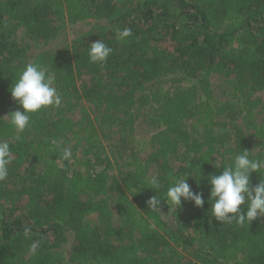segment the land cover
I'll return each mask as SVG.
<instances>
[{"label": "trees", "instance_id": "1", "mask_svg": "<svg viewBox=\"0 0 264 264\" xmlns=\"http://www.w3.org/2000/svg\"><path fill=\"white\" fill-rule=\"evenodd\" d=\"M88 20L96 23L69 47L41 51L30 60L26 46L12 37L20 26L46 44L56 21ZM123 28L132 35L117 40L115 32ZM98 39L113 49L103 65L88 57ZM27 63L55 73L62 106L33 114L23 133H14L0 118V141L10 144L12 154L0 196L13 202L5 209L0 200V264H264V217L244 225L217 221L207 181L209 174L222 171L213 166L214 155H221L220 163L244 149L264 155V120L255 116L264 107L256 96L264 90V0H0L5 115L19 107L9 89ZM213 74L224 78L225 98L215 97ZM183 78L198 85L183 87ZM161 81H170L172 91ZM81 98L92 105L94 117L67 115ZM146 115L153 151L141 158L135 131ZM197 127L200 137L194 136ZM114 132L117 156L112 157L124 158L122 168L103 143ZM54 140L71 149L69 160L53 150ZM181 146L182 163L174 169L168 159H179ZM70 160L85 169L71 168ZM150 164L163 184L155 190L161 198L170 173L183 176L201 165L199 182L193 175L188 183L203 194L202 207L182 201L177 208L161 199L157 208L171 210L178 224L170 232L173 241L147 217L155 209L146 202L156 195L146 184ZM258 179L253 173V183ZM63 229L74 233L68 258L60 251ZM34 242L39 245L35 253ZM183 246L189 256L181 252Z\"/></svg>", "mask_w": 264, "mask_h": 264}, {"label": "clouds", "instance_id": "2", "mask_svg": "<svg viewBox=\"0 0 264 264\" xmlns=\"http://www.w3.org/2000/svg\"><path fill=\"white\" fill-rule=\"evenodd\" d=\"M115 35L117 40L123 41L132 35V31L130 28L117 29ZM112 52L111 47L98 39L90 44L89 61L103 65ZM55 79V73L39 63H27L19 70L9 89L12 99L19 107L4 116L14 133H23L29 128L33 114L49 107L61 106L62 98L55 87ZM15 138L18 140L20 137L17 135ZM52 147L53 150L60 151L62 159L69 160L72 157L71 149L63 147L61 141H52ZM11 162L10 144L0 141V181L8 177ZM211 162L216 169L222 168L219 174H209L207 177L212 216L219 222H235L238 225L249 224L254 219L264 217V155L244 149L231 154L230 159L223 163H218L216 157ZM253 173L259 177L256 183L252 180ZM169 175L172 178L162 198L155 191L163 187L159 176L153 174L146 177L147 186L156 193L147 200L148 207L159 208L161 199L177 208L182 205V201L192 202L196 207L204 205L203 194L193 191L188 183V178L193 175L199 182L201 165L198 170L193 169L183 176ZM38 247V243H32L31 251L35 253Z\"/></svg>", "mask_w": 264, "mask_h": 264}, {"label": "rangeland", "instance_id": "3", "mask_svg": "<svg viewBox=\"0 0 264 264\" xmlns=\"http://www.w3.org/2000/svg\"><path fill=\"white\" fill-rule=\"evenodd\" d=\"M95 23L96 21L94 20H88V21H79L76 23L65 22L63 25H60V22L56 21L54 23V28L52 30L51 39L46 44L40 42L39 40L29 37L25 33L24 28L20 26L15 30L12 37H14L23 46H26V50H27L26 55L28 56V59L30 60L35 54L41 51H46V50L56 51V50H61V49H65L66 47H69L72 44L73 40L78 36V34L84 31H87ZM181 76H182V73L176 75V78H180ZM210 80L212 82V88L214 90L215 97L217 99L225 98L226 93H223L224 82H225L224 78L220 75L213 74L211 75ZM154 85L156 88H158V85H156V83ZM180 85L183 87H191V86H197L198 84H197V80L195 79L183 78V80L180 82ZM160 86L165 88V90L167 91H172L170 81H164V82L161 81ZM256 96L260 97L262 102L264 103V90L261 92H258ZM200 98H202V95ZM73 102L74 104H73L72 111L67 113V115L71 116L73 119L78 120L79 117L84 112H86L92 117L95 116V113L92 109V105L88 103L84 98H81L80 100H76V101L74 100ZM1 106L2 105H0V118L4 117L6 114L5 110H3ZM61 106H62V103H61ZM55 109L56 108L49 107V110L51 112L56 111ZM143 113L145 114L146 111L144 110ZM255 116H256L257 121L264 120V107L258 108L255 112ZM148 120L149 118L147 117V115L146 117L142 116L137 120V125H136V131H135L136 143H137L138 150H140L141 152L140 153L141 158H146L148 154L153 151V148L151 147L150 142H149V139H150V136L153 130ZM236 121L240 122L239 120H236ZM222 129L228 130L226 128L221 127V130ZM201 134H202V128L197 127L196 131L194 132V136L200 137ZM117 139H118V133L114 132V133H111V135L108 138H104L103 143L104 145L107 146V148H109L108 150L109 158L112 161L116 162L117 164L116 166L120 165L122 168L125 162L124 158L117 157L118 160L115 161V159L112 157L113 153H115L114 152L115 144L118 143ZM183 151H184V147L183 146L179 147L177 151L179 159L170 157L168 159V165H170L174 169H177L182 163L181 161L182 157L180 156H182ZM77 155L79 156L81 160H86L82 156H80L78 152H77ZM214 156L216 157L217 162L220 163L221 158H222L221 155L217 154ZM215 157H213V161ZM70 163L72 164L71 168L81 169V170L85 169V167L79 161H76L73 163L72 160H70ZM26 166H29V163H27L20 170L21 174L25 173ZM113 166L115 168L114 164ZM38 171L40 170L38 169ZM153 174L157 175V168L155 164H150L149 175L151 176ZM0 200H5L4 202L5 209L10 207V204L13 203L12 200H7L4 198H1ZM26 201H27L26 196H21V198L19 199V203L22 205H25ZM95 217L96 215L93 214V215H90L88 218L91 220H94ZM147 217L162 233H164L172 241L174 240L170 232L172 231V229H175L176 227H178V224L174 222L172 215H171V210L155 209L153 212L147 214ZM182 230L185 232L184 234L186 235L190 234V228L189 229L183 228ZM60 232H62V235L65 237V241L62 243L60 247V251L62 252L63 256L68 258L70 255L71 247H72L73 240H74V233L70 229H63V230H60ZM180 250L182 253L189 256L190 250L187 247L185 246L180 247Z\"/></svg>", "mask_w": 264, "mask_h": 264}]
</instances>
